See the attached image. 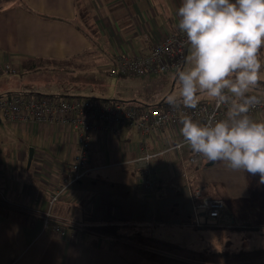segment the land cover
<instances>
[{
  "label": "crops",
  "instance_id": "0c3cea01",
  "mask_svg": "<svg viewBox=\"0 0 264 264\" xmlns=\"http://www.w3.org/2000/svg\"><path fill=\"white\" fill-rule=\"evenodd\" d=\"M181 3L182 0H13L0 10V65H11L18 74L39 65L88 64L92 59L97 71L111 76L117 54H147L153 44L177 32ZM120 78L123 77H116ZM257 88L264 100V80ZM163 100L167 98L156 99L155 105L148 107H161ZM126 102L136 105L131 100ZM251 118L264 122L262 113ZM179 129L168 127L148 134L146 139L136 129L126 127L115 135L95 134L89 171L74 181L71 164L78 145L74 128L9 124L0 117V196L8 207L0 215V264H149L136 252L115 246L112 238L93 228L115 225L122 229L164 222L160 196H150L143 190L140 172L131 161L141 154L144 140L152 153L174 145L181 138ZM31 148L34 157L28 167ZM191 154L187 146L186 155ZM177 158L175 152L156 158L160 183L154 191L176 195L172 207H181V214L175 213L179 215L175 223L190 229L182 237L192 242L195 233L212 229L198 228L202 231L193 233L189 224L194 226L196 222L192 195L203 186V167L201 164L189 170L186 187L166 186L174 181L173 174L182 177L176 169ZM207 168L211 179L242 173L223 162L207 164ZM65 180L72 183L52 207L54 216L70 225L67 237L62 238L45 226L43 216L52 195ZM205 196L210 197L208 188ZM224 213L222 221L234 223L235 215Z\"/></svg>",
  "mask_w": 264,
  "mask_h": 264
},
{
  "label": "clouds",
  "instance_id": "9594fccd",
  "mask_svg": "<svg viewBox=\"0 0 264 264\" xmlns=\"http://www.w3.org/2000/svg\"><path fill=\"white\" fill-rule=\"evenodd\" d=\"M177 15L190 54L168 103L195 109L206 97L226 108L224 118L204 122L183 115V143L209 162L259 175L264 184V122L248 114L258 103L250 92L264 79V0H182Z\"/></svg>",
  "mask_w": 264,
  "mask_h": 264
},
{
  "label": "built area",
  "instance_id": "2783aa9c",
  "mask_svg": "<svg viewBox=\"0 0 264 264\" xmlns=\"http://www.w3.org/2000/svg\"><path fill=\"white\" fill-rule=\"evenodd\" d=\"M188 48L185 35L178 29L164 40L153 44L147 54H117L116 63L110 70V75L123 78H143L176 72L184 66ZM3 73L17 74V70L8 64L0 65V74ZM255 97L258 103L250 108L248 113L250 117L256 113L264 114V100L259 96ZM225 112L226 108L217 109L211 101L202 102L195 109H190L182 105L172 106L170 104L165 108H140L138 105L125 107L119 103L88 98L32 97L16 92L0 97V117L9 124L68 125L78 132V145L71 164L74 181L81 179L89 171L95 134L115 135L126 127L136 129L146 139L150 133H158L168 127H181L179 121L183 115H190L194 120L204 122L209 116L222 119ZM140 148L141 154L131 163L138 168L141 186L146 192H153L160 183L155 161L158 156L171 152L177 153L176 169L186 180L189 178V170L204 162V158L195 153L186 155L187 145L183 143L182 137L162 152H150L145 140ZM71 183L65 180L64 184L59 186L50 199L49 210L43 216L45 226L51 228L62 238L67 237L70 225L55 217L52 207L66 193ZM206 190L205 186H201L193 192V209L196 215L194 226L196 228L222 227L225 201L220 198L206 197ZM202 213L205 220L201 217Z\"/></svg>",
  "mask_w": 264,
  "mask_h": 264
},
{
  "label": "rangeland",
  "instance_id": "374dc122",
  "mask_svg": "<svg viewBox=\"0 0 264 264\" xmlns=\"http://www.w3.org/2000/svg\"><path fill=\"white\" fill-rule=\"evenodd\" d=\"M189 50V48H188ZM190 53H188L189 55ZM261 58L264 59V48L260 51ZM88 64H44L39 65L32 71H22L18 74L3 73L0 75V94L5 95L8 91L36 96H55L66 98L70 96L93 97V100L118 99L120 101H134L147 106H154L156 99L168 97L177 91L176 72L147 76L143 78H111L106 71H97V66L88 59ZM187 67V62L183 68ZM181 70V69H180ZM264 72V69H262ZM264 80V79H262ZM250 95L262 97V92L258 88L252 89ZM1 97V96H0ZM200 101H209L202 97ZM128 106L126 104H121ZM135 105V104H131ZM202 163L201 185L208 188L210 197H220L225 201V216L235 215L234 223L224 219L222 227L211 226L202 231L191 224L190 228L195 233V240L186 241L182 237L183 232L190 229L181 228L176 225L181 214V207L173 208L174 200L177 198L173 193H161L153 191L148 195H159L164 206V222L149 224L147 226H126L121 229L125 235L143 234L152 238H158L164 242L186 247L187 249L215 252L234 253L253 249L264 250V184L259 181V175H251L242 172L240 176L229 175L211 179L207 172V164L210 162L204 159ZM205 171V174H204ZM174 181L166 186H185L186 181L177 174ZM192 186V180L190 179ZM200 182V180H199ZM170 214H175L171 215ZM162 218V217H159ZM195 231V232H194ZM201 234V236H200ZM206 240H203L204 238ZM135 257L140 256L133 253ZM149 264H154L148 261Z\"/></svg>",
  "mask_w": 264,
  "mask_h": 264
},
{
  "label": "trees",
  "instance_id": "16d2710c",
  "mask_svg": "<svg viewBox=\"0 0 264 264\" xmlns=\"http://www.w3.org/2000/svg\"><path fill=\"white\" fill-rule=\"evenodd\" d=\"M13 0H0V10L4 5ZM28 95V94H24ZM40 97V94L39 96ZM115 104L124 103L131 105L132 102H120L115 100H102ZM167 100L161 102V107ZM169 104V103H168ZM140 108L147 105L136 103ZM7 206L0 196V215H3ZM99 234L108 236L114 240L115 246L131 250L142 258L154 264H264V250L253 249L234 253H215L187 249L162 240L142 234L125 235L121 233V226L100 225L93 228Z\"/></svg>",
  "mask_w": 264,
  "mask_h": 264
},
{
  "label": "water",
  "instance_id": "95a60500",
  "mask_svg": "<svg viewBox=\"0 0 264 264\" xmlns=\"http://www.w3.org/2000/svg\"><path fill=\"white\" fill-rule=\"evenodd\" d=\"M33 157H34V149L31 148L30 153H29L28 167H30L32 160H33ZM211 164H212V162H211ZM211 164H208V165H211Z\"/></svg>",
  "mask_w": 264,
  "mask_h": 264
}]
</instances>
